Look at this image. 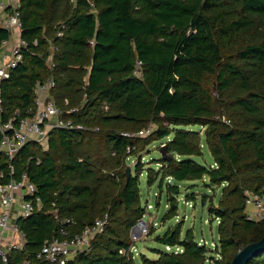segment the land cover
<instances>
[{
    "label": "trees",
    "instance_id": "16d2710c",
    "mask_svg": "<svg viewBox=\"0 0 264 264\" xmlns=\"http://www.w3.org/2000/svg\"><path fill=\"white\" fill-rule=\"evenodd\" d=\"M93 5L18 0L26 45L0 84V120L30 106L35 82L51 75L50 95L62 118L82 127H52L43 141H26L9 160L0 149V181L24 172L41 198L39 210L18 220L25 243L23 251L11 252L12 260L27 256L29 264H50L34 254L44 240L62 237L50 212L55 209L71 219L68 235L107 215L102 231L65 264H135L130 230L145 213L139 195L144 170L148 186L156 182L164 189V219L176 214V181L220 186L216 203L207 205L218 219L212 248L218 258L206 255L210 249L191 228L181 234L178 221L161 233L145 222L146 236L177 249L149 247L155 257L139 253L140 263L229 264L238 243L264 232V218L248 220L243 211L244 190L256 192L264 183V0H93ZM8 35L0 26V41ZM135 58L141 61L138 76L132 74ZM146 127L147 134H128ZM161 138L168 158L159 154L149 159L156 168H143L141 151ZM201 143L212 165L194 159L203 154ZM207 196L202 193L201 202ZM184 197L193 200L195 194ZM246 264H264V251Z\"/></svg>",
    "mask_w": 264,
    "mask_h": 264
},
{
    "label": "built area",
    "instance_id": "2783aa9c",
    "mask_svg": "<svg viewBox=\"0 0 264 264\" xmlns=\"http://www.w3.org/2000/svg\"><path fill=\"white\" fill-rule=\"evenodd\" d=\"M69 1L73 2L74 0ZM85 1L90 9L94 8L93 0ZM17 6L18 0H0V26L9 32L8 37L0 41V84L9 77L10 71L20 61L21 49L26 45L25 40L20 37L21 23ZM12 31L16 33L15 38L10 37ZM55 34L60 35L61 30L57 29ZM32 44H35V39ZM46 60L51 69L53 62L50 55ZM140 65V59L135 58L132 68L133 75H140ZM53 86L54 80L51 75L43 81L35 82L32 104L25 107L22 113L18 109H14L11 115L0 120V149L4 151L8 160L26 141H43L52 127H82V124L74 123L70 118H62V109L54 103L50 95V89ZM1 102L0 94V112ZM74 110L76 107L68 108V111ZM150 130V127H146L128 134L142 135L147 134ZM8 169V174L11 175L13 168L10 164H8ZM40 207L41 198L37 193L36 186L24 172L20 174L19 179L10 177L5 182L0 181V264H29L27 256L20 261H13L10 254L12 251H23L24 249L25 236L19 228L18 220L30 216ZM243 211L248 220L264 218V183L256 192L244 190ZM50 212L55 222L58 223L57 233L62 237L44 240L34 254L35 258L43 259L50 264H65L68 258L86 248L91 235L101 232L107 220V215L103 214L94 219L91 224L85 225L79 232L68 235L67 226L71 224V219L57 216L55 209ZM140 219L135 223V227L137 228L139 225V228L145 232L146 223H142ZM130 234L132 233L130 232ZM164 247L169 248L170 246L165 245Z\"/></svg>",
    "mask_w": 264,
    "mask_h": 264
},
{
    "label": "rangeland",
    "instance_id": "374dc122",
    "mask_svg": "<svg viewBox=\"0 0 264 264\" xmlns=\"http://www.w3.org/2000/svg\"><path fill=\"white\" fill-rule=\"evenodd\" d=\"M191 128L198 127L193 125ZM202 130L203 127H199V131L201 132ZM163 140L164 138L155 140L147 146V150L141 151V160L144 162L143 168L149 165L154 168L157 167V164L150 162L151 160L149 159L157 158L159 156L157 146L161 145ZM201 144L203 154L201 157L195 156L194 159L199 163L208 164V162L210 163L212 161V158L209 155L204 143ZM132 163L133 160H130L129 164ZM168 180L173 181L171 179ZM176 183L179 188V193L176 195V214L171 218L164 219L162 214L167 207L164 189L161 191L158 190L156 182L148 186L145 180V172L142 170L139 175L140 202L145 207V213L142 220L152 227L154 233H161L167 226H171L178 221L181 223V234H183L184 230L187 228H191L194 238L204 243L205 246L210 249L206 255L218 258L217 253L212 250L217 238L216 229L218 219L214 218L207 212V205L210 201L216 203L220 193V186H215L212 189L204 186L202 180L194 181L192 187L189 186L192 185L190 183H193V181H176ZM189 191H192L195 194V197L193 200L187 201L185 200L184 194L189 193ZM202 193H205L208 196L201 203ZM130 232L132 233L130 235L134 243L131 251L135 264H141L138 256L139 253H144L147 257H152L153 254L149 247H162L159 243L152 240V235L146 236V231H142L139 228V225L137 228L132 227ZM162 248L168 251L171 249H177V247L165 248L164 246ZM210 262L211 261L208 259L204 264H210Z\"/></svg>",
    "mask_w": 264,
    "mask_h": 264
},
{
    "label": "water",
    "instance_id": "95a60500",
    "mask_svg": "<svg viewBox=\"0 0 264 264\" xmlns=\"http://www.w3.org/2000/svg\"><path fill=\"white\" fill-rule=\"evenodd\" d=\"M158 151L162 158H168V156L165 155V146L163 144L160 145ZM124 172L126 175H128L129 165L125 166ZM140 221L144 223L142 219H140ZM133 227H135V224L133 225ZM263 251H264V232L258 239L254 241H250L246 243H238L231 256L229 264H246L251 257Z\"/></svg>",
    "mask_w": 264,
    "mask_h": 264
},
{
    "label": "crops",
    "instance_id": "0c3cea01",
    "mask_svg": "<svg viewBox=\"0 0 264 264\" xmlns=\"http://www.w3.org/2000/svg\"><path fill=\"white\" fill-rule=\"evenodd\" d=\"M15 36H16V33L14 32V31H12L11 33H10V37L11 38H15ZM208 164L209 165H212L213 164V162L211 161L210 163L208 162ZM152 247H154V246H152ZM174 250H176V249H174ZM153 255H152V257H155V254L154 253H152Z\"/></svg>",
    "mask_w": 264,
    "mask_h": 264
}]
</instances>
